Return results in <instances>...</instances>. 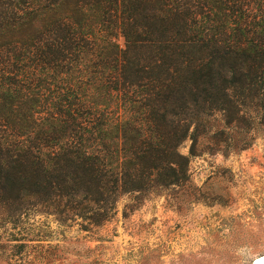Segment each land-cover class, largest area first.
<instances>
[{
  "label": "trees",
  "instance_id": "obj_1",
  "mask_svg": "<svg viewBox=\"0 0 264 264\" xmlns=\"http://www.w3.org/2000/svg\"><path fill=\"white\" fill-rule=\"evenodd\" d=\"M251 104L264 121V0H0V205L101 225Z\"/></svg>",
  "mask_w": 264,
  "mask_h": 264
},
{
  "label": "rangeland",
  "instance_id": "obj_2",
  "mask_svg": "<svg viewBox=\"0 0 264 264\" xmlns=\"http://www.w3.org/2000/svg\"><path fill=\"white\" fill-rule=\"evenodd\" d=\"M113 39L124 47L118 30ZM203 124L208 136L223 129L226 144L189 155L183 140L187 183L124 194L101 225L82 230L33 203L0 205V264H264L261 113L251 104L239 126L219 112Z\"/></svg>",
  "mask_w": 264,
  "mask_h": 264
},
{
  "label": "water",
  "instance_id": "obj_3",
  "mask_svg": "<svg viewBox=\"0 0 264 264\" xmlns=\"http://www.w3.org/2000/svg\"><path fill=\"white\" fill-rule=\"evenodd\" d=\"M264 259V257L263 258H261V259H259V260H257L256 261V263H259L261 260H263Z\"/></svg>",
  "mask_w": 264,
  "mask_h": 264
}]
</instances>
